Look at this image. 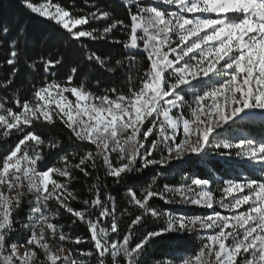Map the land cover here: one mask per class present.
Segmentation results:
<instances>
[{"label": "snow or ice", "instance_id": "snow-or-ice-1", "mask_svg": "<svg viewBox=\"0 0 264 264\" xmlns=\"http://www.w3.org/2000/svg\"><path fill=\"white\" fill-rule=\"evenodd\" d=\"M117 4L0 23V264H264V0Z\"/></svg>", "mask_w": 264, "mask_h": 264}, {"label": "trees", "instance_id": "trees-1", "mask_svg": "<svg viewBox=\"0 0 264 264\" xmlns=\"http://www.w3.org/2000/svg\"><path fill=\"white\" fill-rule=\"evenodd\" d=\"M42 2V0H41ZM60 3L65 6H70L73 0H59ZM107 3L111 4L112 7L116 10L117 14L121 17L124 16L123 9L117 4V0H106ZM75 3L79 5L81 0H75ZM0 23H6L10 25H26L27 26V37L30 44V51L35 53L40 51L39 41L45 35H49L51 28L46 21H41L37 17L31 16L27 11H25L21 5L20 0H0ZM19 83V80H18ZM248 130L253 135H258L260 131L259 123L250 124ZM214 151V150H213ZM213 168L214 171H217V174H220L219 167L215 166L214 163H210L207 167L200 166L195 162H190L181 167H173L166 172V181L179 184L184 180V177L192 174L197 168L199 169L201 175H211L208 168ZM148 171V170H146ZM155 175V171L148 172V178L150 180L151 176ZM215 187V184H213ZM165 207L170 208L172 211L177 213H187V214H200L205 210L195 209V208H183L174 205H166ZM153 225H149L152 227ZM187 244H192L194 241L186 238ZM171 249L166 243L153 245L148 253L146 254L145 260L148 264L150 257H164L170 253Z\"/></svg>", "mask_w": 264, "mask_h": 264}, {"label": "rangeland", "instance_id": "rangeland-1", "mask_svg": "<svg viewBox=\"0 0 264 264\" xmlns=\"http://www.w3.org/2000/svg\"><path fill=\"white\" fill-rule=\"evenodd\" d=\"M174 206H178V207H183V208H195V207H190V206H185V205H182V204H172ZM195 209H198V208H195ZM200 210H203V209H200Z\"/></svg>", "mask_w": 264, "mask_h": 264}]
</instances>
